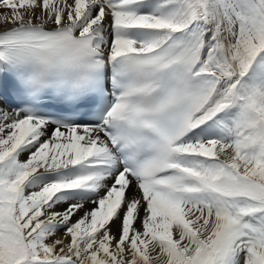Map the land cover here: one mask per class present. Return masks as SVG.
Returning a JSON list of instances; mask_svg holds the SVG:
<instances>
[{
	"label": "snow or ice",
	"instance_id": "snow-or-ice-1",
	"mask_svg": "<svg viewBox=\"0 0 264 264\" xmlns=\"http://www.w3.org/2000/svg\"><path fill=\"white\" fill-rule=\"evenodd\" d=\"M0 264H264V0H0Z\"/></svg>",
	"mask_w": 264,
	"mask_h": 264
}]
</instances>
